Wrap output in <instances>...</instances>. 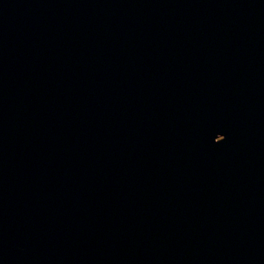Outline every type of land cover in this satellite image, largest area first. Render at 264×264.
Returning <instances> with one entry per match:
<instances>
[{
  "label": "water",
  "instance_id": "water-1",
  "mask_svg": "<svg viewBox=\"0 0 264 264\" xmlns=\"http://www.w3.org/2000/svg\"><path fill=\"white\" fill-rule=\"evenodd\" d=\"M0 264H264V0H0Z\"/></svg>",
  "mask_w": 264,
  "mask_h": 264
}]
</instances>
